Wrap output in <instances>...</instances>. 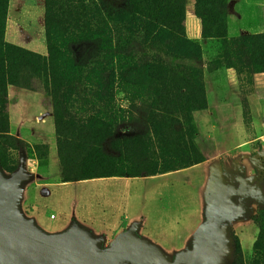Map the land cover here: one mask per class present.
<instances>
[{
    "label": "rangeland",
    "instance_id": "obj_1",
    "mask_svg": "<svg viewBox=\"0 0 264 264\" xmlns=\"http://www.w3.org/2000/svg\"><path fill=\"white\" fill-rule=\"evenodd\" d=\"M45 2L8 0L5 16L0 0V44L11 43L33 52L45 51ZM140 2L97 0L103 18L104 11L108 9L128 12V17L120 18L121 26L117 25L122 30V40L129 37L135 40L132 56L138 64L132 82L143 91L142 95L146 93L144 87L152 85L155 90L149 97L141 96L136 100L131 112L133 123L118 129L117 137L120 139L125 135L138 138L133 158L126 159L130 160L131 172L143 175L155 167L161 171L184 168L198 160H205V157L215 156L216 144H221L224 150L216 157L209 181L217 179L226 189L239 188L246 176L253 175L255 159L264 154V121H260L258 115L254 118L250 104L252 98L255 107H264V74H239L227 68L209 69L210 61L221 53L222 44L217 40L201 39L198 26L201 21L197 17L199 22L194 19L188 24L186 11L193 10L195 0L184 1L185 35L201 48V55L192 58L175 43L167 44L163 39L147 37L149 33L145 30L149 29L146 24L132 17ZM228 4L229 37L264 33V0H228ZM73 6H77L76 0L57 1V8H61L58 23L63 32L67 30V25L73 24L74 13L70 12ZM100 21L105 22L103 19ZM197 36L198 41H195ZM31 38L35 46L29 45ZM156 65H162L169 73L183 75L186 79L190 76L196 78L194 74H199L206 91L207 109L192 111L195 105L186 101L185 109L180 111L172 103L163 102L157 92ZM151 70L154 72L151 73ZM221 71L223 73L219 74ZM23 76L31 85L38 84L39 89L37 92H23L24 96L16 100V97H10L8 87L7 110L12 128L6 136L19 139L30 147L49 146L47 166L32 151L18 150L17 145L10 148L0 144V151L6 152L14 163H21L25 157L29 176L21 188V208L25 216L29 209L25 203L27 195L31 199L36 224L49 234L64 232L76 221L86 224L91 235L101 239L102 247L108 248L122 232L121 225L123 228L124 223H129L130 228L137 226V234L159 247L170 261L176 253L187 250L191 245L190 239L205 220L210 195L206 172L209 167L183 170L156 179H107L61 184L53 100L40 88L38 76L30 67L23 69ZM116 101L127 108V100L122 94L116 97ZM3 103L4 95L0 92V119L4 116ZM163 103L166 104L164 113ZM92 109L93 106L82 97L72 104V111L78 117H85ZM150 119L152 124L156 123L158 131L162 129V136L156 141L152 137V142H147L146 137L153 136ZM256 123L262 130L260 135ZM1 127L0 131H3ZM222 128L226 130V136L218 135V129ZM245 133L251 142L246 150L237 146ZM177 134L187 137L178 139ZM3 138L5 136H0V142L4 141ZM103 149L108 155H118L111 147V140L104 144ZM69 150L72 151L71 146ZM47 181L50 182L48 186L37 185ZM27 190L30 192L26 194ZM233 201L235 203V198ZM223 231L233 243V264H264V207L253 206L249 217L230 222Z\"/></svg>",
    "mask_w": 264,
    "mask_h": 264
},
{
    "label": "trees",
    "instance_id": "obj_2",
    "mask_svg": "<svg viewBox=\"0 0 264 264\" xmlns=\"http://www.w3.org/2000/svg\"><path fill=\"white\" fill-rule=\"evenodd\" d=\"M57 1L45 2L47 56L11 43L0 44V92L4 95V116L0 119L3 131H0V136H5L4 141L0 142L1 146L3 144L13 148L17 145L18 150L32 151L38 160L48 166V145L30 147L19 139L6 136L10 133L8 87L29 91L39 89L38 84L31 85L23 76V69L30 67L38 76L40 88L53 100L57 153L63 182L110 177H150L204 162L198 160L184 168L165 171L155 167L143 175L131 172L132 167L128 165L130 160L126 159L133 158V148L138 138L125 135L120 139L117 137L118 129L133 123L131 112L136 100L141 96L149 97L155 90L152 85L144 87L146 93L142 95L143 91L132 82L138 64L132 56L135 40L131 37L122 40V30L117 25L119 23L121 26L120 18L128 17L129 14L104 9L103 18L97 0H76L77 6L70 10L74 13L73 24L67 25L68 32H63L58 23L61 8H57ZM184 1L141 0L132 17L146 24L149 29L145 30L149 33L147 37L163 39L167 44L175 43L191 58L195 55L199 57L201 48L198 43L185 35ZM227 4L228 0H195L194 11L201 21L202 39L217 40L222 44L221 53L210 61L209 69L227 68L239 74H264V33L229 37ZM1 8L6 16L8 0H2ZM101 19L105 22H101ZM156 66L157 92L163 102L172 103L180 111L185 109L186 101L195 105L192 111L207 109L206 91L199 74H194L196 78L190 76L186 79L183 75L180 77L169 73L162 65ZM154 71L151 70V73ZM119 94L127 100L126 109L116 101ZM80 97L93 106L85 117H78L72 111V104ZM102 105L107 108L103 109ZM162 108V112H166V104L163 103ZM149 121L153 136L146 137V140L152 142V137L156 141L162 136V129L158 131L156 123L152 124L151 119ZM185 136L177 134L178 139H185ZM110 140L117 156L108 155L103 149L104 144ZM19 165L6 152L0 151V167L6 176L13 175ZM123 229H127L125 224Z\"/></svg>",
    "mask_w": 264,
    "mask_h": 264
},
{
    "label": "water",
    "instance_id": "obj_3",
    "mask_svg": "<svg viewBox=\"0 0 264 264\" xmlns=\"http://www.w3.org/2000/svg\"><path fill=\"white\" fill-rule=\"evenodd\" d=\"M28 179L25 157L9 177L0 167V264H233V243L224 226L249 217L253 201L264 206L262 191L248 196L249 179L228 189L212 180L204 222L188 249L170 261L159 247L140 237L136 227L121 232L108 248L78 223L61 233L43 231L21 208V188ZM236 197L238 203L233 201Z\"/></svg>",
    "mask_w": 264,
    "mask_h": 264
},
{
    "label": "crops",
    "instance_id": "obj_4",
    "mask_svg": "<svg viewBox=\"0 0 264 264\" xmlns=\"http://www.w3.org/2000/svg\"><path fill=\"white\" fill-rule=\"evenodd\" d=\"M188 8H189V6H188ZM230 8H231V2H229V4H228V13H229V15H230ZM187 20H188V24H189V22H193V20L195 19L196 21H198L199 22V20L198 19H196V16H195V12H194V6H193V10L190 8V9H187ZM44 19H45V17H44ZM195 22V21H194ZM199 25V28H200V30H201V25H200V23H198ZM199 35V34H198ZM200 36H201V31H200ZM202 39V38H201ZM195 41H198V36L197 37H195V39H194ZM18 45V44H17ZM29 45L30 46H35V41L31 38V40H30V43H29ZM20 46H23V45H20ZM36 53H39V54H41V55H44V56H46L47 55V48L45 49V51H39V52H36ZM223 72L221 71V72H219V74H222ZM27 91H29V90H23V89H21V88H18V87H14V86H10L9 87V89H8V92H9V94H10V97L11 96H14V97H16L15 99L16 100H18V97H22V96H24V94H23V92H27ZM29 92H31V91H29ZM253 99L251 98L250 99V104H251V112H252V114H253V116H254V118L256 119V116L258 115V117L260 118V121H264V107L263 106H261V107H259V106H254V103H253V101H252ZM10 112V111H9ZM10 114V113H9ZM12 128V123H10V129ZM256 128H257V131H258V133H259V135H260V133H261V128L259 127V125L256 123ZM54 129H55V124H54ZM216 130V128L214 129V131ZM219 130V133H218V135L219 136H222V135H224V136H226L225 134H227V132H226V130H224L223 128L222 129H218ZM216 133H217V130L215 131V136H217L216 135ZM245 135H246V133H245ZM217 141V140H216ZM218 142V141H217ZM250 141H249V139H248V136L246 135V136H244V138H243V140H241L240 142H239V144L237 145V146H239V147H241V148H243L244 150H246V148H247V146H249L250 145ZM221 145V144H220ZM219 144H216V147H215V150H216V155L215 156H213V157H210V156H208V157H205V161L204 162H202V163H199V164H196V165H194V166H191V167H189V168H184V169H180V170H177V171H173V172H168V173H164V174H158V175H156V176H150V177H138V178H151V179H156V178H159V177H163V176H166V175H169V174H172V173H175V172H180V171H183V170H193V169H199V168H202V167H209V168H207V170H206V172L208 173V178H207V181H209V176L213 173H211V170H212V167L214 166V162H215V160H216V157L217 156H219V154L220 153H222V151L224 150L223 149V146H220ZM227 150H229V149H227ZM226 150V151H227ZM58 154V153H57ZM210 169V171L208 172V170ZM202 172H204V173H206L205 171H202ZM107 179H112V180H117V179H136V178H128V177H110V178H98V179H91V180H83V181H78V182H63V180H62V177H60V180H61V184H70V183H80V182H94V181H104V180H107ZM211 183H212V180H210L209 182H208V192H210V189H211ZM38 186H48V185H50V182L49 181H47L46 183H43V184H37ZM30 192V190H27L26 191V194L27 193H29ZM30 198L29 197H27V195H26V197H25V203H26V205L28 206V214H27V217L28 218H31V219H35L34 218V216H33V211H32V209H31V206H30ZM30 213V214H29ZM124 222H125V218H124V220H123ZM73 223H78V222H73ZM78 224H80V223H78ZM125 225H126V228L127 229H130V227H129V223H124ZM82 227H84V228H86V229H88L89 227L86 225V224H80ZM117 226H119V225H117ZM134 227H136L137 229H138V227L137 226H134ZM131 228H133V227H131ZM126 229V230H127ZM121 230H122V232L123 231H125L123 228H122V225H121ZM196 233V232H195ZM195 235V234H194ZM194 235H193V237H194ZM193 237L190 239V241H189V243L190 242H192V239H193ZM189 245V244H188Z\"/></svg>",
    "mask_w": 264,
    "mask_h": 264
},
{
    "label": "flooded vegetation",
    "instance_id": "obj_5",
    "mask_svg": "<svg viewBox=\"0 0 264 264\" xmlns=\"http://www.w3.org/2000/svg\"><path fill=\"white\" fill-rule=\"evenodd\" d=\"M244 179H249L247 183V190H248L249 197H254V195H256L258 191H262L264 194V157H258L255 159V170H254L253 175L249 177L246 176ZM238 202H239V197H236L235 203H238ZM262 203L264 205V200H262ZM253 206L264 207L260 205L259 203H257L256 201H253L251 203V207Z\"/></svg>",
    "mask_w": 264,
    "mask_h": 264
},
{
    "label": "built area",
    "instance_id": "obj_6",
    "mask_svg": "<svg viewBox=\"0 0 264 264\" xmlns=\"http://www.w3.org/2000/svg\"><path fill=\"white\" fill-rule=\"evenodd\" d=\"M51 219H54V216L53 215H51Z\"/></svg>",
    "mask_w": 264,
    "mask_h": 264
}]
</instances>
